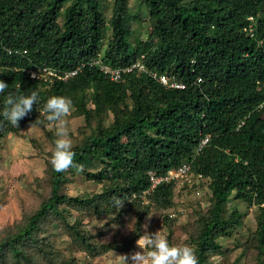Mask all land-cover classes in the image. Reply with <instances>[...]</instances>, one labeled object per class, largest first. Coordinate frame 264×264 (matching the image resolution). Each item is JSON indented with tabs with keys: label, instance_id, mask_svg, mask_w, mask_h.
I'll return each mask as SVG.
<instances>
[{
	"label": "trees",
	"instance_id": "16d2710c",
	"mask_svg": "<svg viewBox=\"0 0 264 264\" xmlns=\"http://www.w3.org/2000/svg\"><path fill=\"white\" fill-rule=\"evenodd\" d=\"M101 1L71 0L65 6V0H0V80L9 85L0 94V111L9 92L38 93L32 112L18 127L0 117V139L37 122L50 96L69 97L71 114L81 116L88 128L73 145L74 163L97 159L99 168L86 174L102 183L99 192L84 196L61 191L74 167L53 170L50 156L56 137L50 134L49 194L0 232V264H76L75 257L54 247L55 239L39 237L51 225L91 256L130 246L95 241L79 217L65 218L63 204L100 217L115 208L113 198L118 197L124 201L121 213L135 212V225L150 211L173 225L177 215L169 217L167 210L179 205L174 180L161 181L147 195L151 204H142L139 195L150 184L149 170L163 174L182 161H190L193 171L208 178L209 190L201 195L207 191L209 196L204 211L201 196L192 202L186 195L181 202L195 212L183 229H197L189 240L198 264H214L216 239L240 220L237 207L227 213L232 195L259 207L253 254L257 264H264V105L256 107L264 99V0H138L150 20L145 40L131 39L127 0H112L108 23ZM60 13L63 20L58 23ZM106 25L110 35L101 50ZM137 59L185 87L168 88L136 70L113 80L100 68L123 67ZM43 65L59 74L78 66L80 70L66 80L29 77L27 69ZM108 113L113 120L105 125ZM199 130L210 138L194 155ZM197 184L204 185L201 179ZM133 193L137 197L132 200ZM121 213L117 220L122 222Z\"/></svg>",
	"mask_w": 264,
	"mask_h": 264
},
{
	"label": "rangeland",
	"instance_id": "374dc122",
	"mask_svg": "<svg viewBox=\"0 0 264 264\" xmlns=\"http://www.w3.org/2000/svg\"><path fill=\"white\" fill-rule=\"evenodd\" d=\"M70 1L65 0V6ZM101 6L103 18L108 23L113 12L112 0H102ZM127 8L132 17L130 20V29L133 31L131 39L138 36L140 40H145L148 33L151 32L150 20L145 6L138 0H127ZM62 20V13H60L57 21L61 23ZM109 35L110 28L106 25L101 50L107 48ZM87 106L93 107V104L88 101ZM41 114L43 116H39L37 122L26 123L18 132H9L0 139V232L4 227L19 219L24 212L33 211L38 202L49 194L50 185L47 179L49 136L50 134L55 136V130L50 127L43 110ZM65 119L69 136L74 145L88 128H86L81 116L73 115L71 112ZM112 120L113 115L108 113L103 119V124L108 125ZM80 165L83 166V170L77 171L74 167L72 173L67 174L61 183L60 190L70 196L76 194L84 196V193L99 192L102 183L87 178L86 172L96 171L100 162L95 158H88ZM204 180L201 191L209 190L208 178L205 177ZM176 188L179 196L174 199L178 201L179 205L178 208H174L177 218L173 221V225L165 224L163 216L157 214L156 211H150L140 224L135 225V212L126 210L121 213V209H125L124 206L121 208L115 206L112 211L104 215L101 214L100 217L90 214L91 212L85 208H75L66 204L60 206L65 218L69 221L79 217L85 226V230L95 241L110 244L126 242L130 244L126 249H108L106 252L95 256L88 255L71 243L56 225H51L50 231L40 233L39 237L55 239L53 241L54 247L67 257H75L77 259L76 264H119L117 255L140 251L136 246V240L139 235L143 234L144 225H147L148 232L160 231L161 234L166 235L170 244L192 246L189 234L195 235L197 229L191 228L190 232L186 233L183 228L194 219L193 206L190 204L181 205V202H185L187 196L192 202L198 197L195 194H188L191 192L188 188L178 189L177 186ZM233 197L234 195L230 198L227 213H230L234 206L240 210L241 217L237 225L226 228L224 234L216 239L217 250L215 249L213 255L214 264H257L253 251L255 250V229L260 213L259 207L252 203L248 205L244 200ZM129 201L131 200L129 199ZM141 203L151 204L152 200L147 197ZM208 203L209 196L206 191L200 197L199 206L201 210L204 211ZM120 213L122 222L117 220ZM133 231L135 232L133 233Z\"/></svg>",
	"mask_w": 264,
	"mask_h": 264
},
{
	"label": "clouds",
	"instance_id": "9594fccd",
	"mask_svg": "<svg viewBox=\"0 0 264 264\" xmlns=\"http://www.w3.org/2000/svg\"><path fill=\"white\" fill-rule=\"evenodd\" d=\"M8 86V83L0 80V94L5 93ZM37 100L38 93L35 90L27 95L9 92L4 98L0 117L12 126L18 127V122L32 112ZM258 104L256 107H261ZM72 108V100L69 97L57 95L50 96L43 107L46 120L49 122L50 127L55 130L56 139L51 148L50 163L56 172H64L72 167H75L77 171L83 170L82 165L74 163L73 142L69 136L65 119L72 111ZM188 190L191 191L190 194H194L191 188H188ZM113 199L116 207H123V200L118 197ZM131 199L133 200V198ZM171 209L174 210V208H169L167 213ZM143 227V234L139 235L136 240V246L140 251L117 255L119 264H129V261H131V264H198V257L192 246L188 244H170L167 236L161 234L160 231L151 233L147 231V225Z\"/></svg>",
	"mask_w": 264,
	"mask_h": 264
},
{
	"label": "built area",
	"instance_id": "2783aa9c",
	"mask_svg": "<svg viewBox=\"0 0 264 264\" xmlns=\"http://www.w3.org/2000/svg\"><path fill=\"white\" fill-rule=\"evenodd\" d=\"M251 18V17H249ZM245 29V28H244ZM251 29V28H250ZM23 53L25 50L22 51ZM98 63V61H95ZM100 68L105 74H109V77L113 80L118 79L123 72H131V71H144L149 74L152 78L158 80L161 84L165 85L168 88H184L185 83L181 81H177L173 78V76L168 75L166 72H158L155 69H151L146 64L137 59L126 66L118 67V68H109L104 65H100ZM78 70H80V66L65 70L62 72V74H59L56 70L53 68H50L48 66H39L36 68H32L28 70V74L31 78L37 79V80H51V77H57V79L66 80L68 77L74 75ZM201 81V78L198 77L196 79V83H199ZM264 104V101L258 104V106H262ZM210 138L209 133H202L201 130L198 131V141L195 146L194 155L199 153L200 150L208 143ZM149 175V186L142 191V194L139 196L145 200L147 198V195L150 194V192L161 182V181H175V186L180 188H191L194 192V194L197 197H200L203 193L201 191L202 186L197 184L199 180H202V183L205 182L203 174L200 172H195L191 169V162L190 161H182L179 165L175 167H171L166 170L163 174H156L153 170L148 171ZM200 195V196H199ZM136 193L132 194V198H136ZM146 197V198H145ZM168 216L172 217L175 216V210H169Z\"/></svg>",
	"mask_w": 264,
	"mask_h": 264
}]
</instances>
